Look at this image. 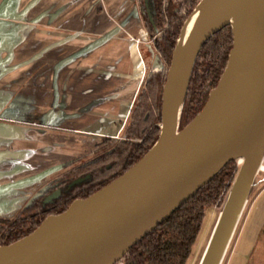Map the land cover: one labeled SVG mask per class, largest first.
<instances>
[{
  "label": "water",
  "instance_id": "1",
  "mask_svg": "<svg viewBox=\"0 0 264 264\" xmlns=\"http://www.w3.org/2000/svg\"><path fill=\"white\" fill-rule=\"evenodd\" d=\"M12 1L3 3L4 14ZM202 1L186 21L174 50L162 96V130L152 150L109 185L45 219L29 236L0 247V264L119 263L230 162L242 159L199 264L222 263L264 162V0H252L238 38L231 23H221L226 0H219L209 24L193 40L187 38V30L192 29ZM225 26H231L234 35L226 70L203 110L180 131L179 112L197 56ZM117 32L98 39L86 51ZM184 65L190 66V73L176 106Z\"/></svg>",
  "mask_w": 264,
  "mask_h": 264
},
{
  "label": "crops",
  "instance_id": "2",
  "mask_svg": "<svg viewBox=\"0 0 264 264\" xmlns=\"http://www.w3.org/2000/svg\"><path fill=\"white\" fill-rule=\"evenodd\" d=\"M5 1L0 0V105L4 112L13 114L18 107L34 104L46 120L33 121L43 125L36 126L41 132L84 135L89 140L121 136L148 69L139 52L136 39L140 37L126 23L137 0H14L4 14ZM139 18L144 30L140 11ZM115 29L119 32L107 42L86 51ZM92 148L67 139L59 152L49 150L48 165L39 162L42 154L37 155L39 173L57 171L60 164ZM263 200L264 176L254 183L248 201L249 212L253 204L262 206L256 214L263 218L259 238L264 202H258Z\"/></svg>",
  "mask_w": 264,
  "mask_h": 264
},
{
  "label": "trees",
  "instance_id": "3",
  "mask_svg": "<svg viewBox=\"0 0 264 264\" xmlns=\"http://www.w3.org/2000/svg\"><path fill=\"white\" fill-rule=\"evenodd\" d=\"M201 0H137L144 32L153 40L156 66L146 72L123 140L98 146L95 152L73 161L72 171L62 175L61 196L43 205L33 202L31 228L3 243L9 246L32 234L48 216L64 213L78 199H87L109 185L152 150L159 139L162 124V96L182 29ZM234 46L231 26H225L203 46L195 61L184 103L179 112L178 130H183L205 107L226 70ZM156 60V61H157ZM113 140V139H112ZM109 141V140H108ZM237 162H230L208 185L181 209L134 246L122 259L123 264H188L202 229L206 211L215 203ZM83 179V181H79ZM235 179V178H234ZM0 224H4L0 221ZM1 229V228H0ZM264 235V228H263Z\"/></svg>",
  "mask_w": 264,
  "mask_h": 264
},
{
  "label": "rangeland",
  "instance_id": "4",
  "mask_svg": "<svg viewBox=\"0 0 264 264\" xmlns=\"http://www.w3.org/2000/svg\"><path fill=\"white\" fill-rule=\"evenodd\" d=\"M139 11V6L135 5L127 14L126 23L129 25L128 29L133 32V34L136 33L137 36L139 35L140 37L136 40H140L139 52L146 62L148 71L149 69H152L153 66H156V63L158 62L156 59L157 53H155L153 40H150V37L144 33L143 28L139 27ZM139 29L141 30L139 31ZM52 102H54V100ZM16 109L17 111L13 112V115L10 117L26 120L27 122L46 121L44 116H42V113L37 114V112L41 111L37 105L25 104L23 107H18ZM73 136L74 135L71 134L64 136L63 133H59L58 131L47 132L44 130L41 132L34 125L16 126L7 123H0V156H2L1 153H3V150L6 148L14 149V151H8V155L0 157V184L1 182H6L3 184L8 188L0 192V208H2V212H8L9 217H14L16 213L19 212L20 208L23 207L24 203L30 198V195L41 189L49 179L60 174V171H53L46 175L45 173H39L41 170L39 169L40 166L37 165V155L42 154L43 157L39 158V162L42 165H48L50 163L48 162L50 161V156L46 155L50 153L49 150L51 152H59L58 148L63 147L65 140L67 139H69V143L71 140H75V142L78 141V143L82 142L85 146L88 144L93 147L92 149H94L97 144H99L98 146L101 145L102 147H108L113 144L111 141L115 140L106 138H92L89 140V138L84 135ZM124 138L125 136L123 133L116 138V140L119 141ZM236 162L237 170L239 172L241 165L239 161ZM233 172L231 178V180H233L227 182L218 199L206 211L204 219L205 223L202 225V229L193 247L188 264L200 263L204 250L211 239L214 227L218 224L217 222L220 214L222 213V210L225 209V204L238 175V172L236 175L235 171ZM262 176H264V172H259L255 183ZM250 199H252V196ZM263 202L264 200L258 203ZM259 206L261 205L259 204L255 206V204H253L249 212V203L247 202L221 264H264V236L262 235L261 238H259V235H261L259 234L261 231L260 223L263 218L261 213L260 215H256Z\"/></svg>",
  "mask_w": 264,
  "mask_h": 264
},
{
  "label": "flooded vegetation",
  "instance_id": "5",
  "mask_svg": "<svg viewBox=\"0 0 264 264\" xmlns=\"http://www.w3.org/2000/svg\"><path fill=\"white\" fill-rule=\"evenodd\" d=\"M11 115H13V114H11V112H9V111L4 112V109H2V106L0 105V123H7V124L16 125V126H18V125H34V126L42 127V126L38 125L37 122H33V121L27 122L26 120H21L19 118L10 117ZM44 127L48 128L49 126H44ZM103 138L116 140V138H109V137H103ZM98 145L99 144H97L94 149L88 151V153L86 152V153H84V154H82L76 158L70 159V160L60 164L57 168V171H60V174L55 176L52 179H49L48 182L45 183L41 189H39L37 192L30 195V198L27 200L26 203H24L23 207L20 208L19 212L16 213V215L14 217H9V213L8 212H2L1 211L2 208H0V221L4 223L2 225L0 224V228H1L0 229V247H5V246H1V245L3 243H6L9 240L13 239L14 237H17L22 232H27L30 230V228H31V214L29 216H26L25 211L28 208H31V204H33V202H36V200L38 202H41L43 205H47V204L51 203L54 199L56 200L57 198H59L62 194L61 185L64 182L62 179V175L64 173H66L67 171H70V170L72 171V168L74 167V166H69V165L73 161L79 160V159L83 158L84 156H86V155L88 156V154L95 152V150H97V148H98ZM10 150L14 151V149H12V148H6L5 150H3L4 152L1 153L2 156H0V157H3L4 155H8V151H10ZM32 158H34V157H32ZM9 166H12V165H9ZM3 168H7V167H3ZM9 168H12V167H9ZM3 171H6V170H3ZM11 171H15V170H11ZM16 171H19V170H16ZM79 181L81 182V181H83V179H80ZM3 183H6V182H3ZM3 183L1 182V184H0V192L8 189L7 186ZM78 200H80V199H78ZM50 216H57V215H50ZM50 216H48V218ZM120 264H123V263L120 262Z\"/></svg>",
  "mask_w": 264,
  "mask_h": 264
},
{
  "label": "bare ground",
  "instance_id": "6",
  "mask_svg": "<svg viewBox=\"0 0 264 264\" xmlns=\"http://www.w3.org/2000/svg\"><path fill=\"white\" fill-rule=\"evenodd\" d=\"M218 4H219V0H203L202 1V3L200 4V7L198 8L196 15L193 17L192 29L187 30V38H191L194 40L196 35L209 24L210 16L213 14ZM251 4H252V0H226L221 5L222 11L224 12L221 23L222 24L231 23L233 25L235 35L237 38L240 36L243 26L245 25V21H246L249 9L251 7ZM189 73H190V66L184 65L183 66V79H182V82L179 83L180 85H178L176 92H175V99H176L175 105L176 106L180 104L183 98L185 86L189 78ZM239 162H240V165H242L243 163L242 159L239 160Z\"/></svg>",
  "mask_w": 264,
  "mask_h": 264
},
{
  "label": "built area",
  "instance_id": "7",
  "mask_svg": "<svg viewBox=\"0 0 264 264\" xmlns=\"http://www.w3.org/2000/svg\"><path fill=\"white\" fill-rule=\"evenodd\" d=\"M137 42L139 43V41H138V40H137ZM259 172H264V162L262 163V165H261V168H260ZM116 264H120V262H119V263H116Z\"/></svg>",
  "mask_w": 264,
  "mask_h": 264
}]
</instances>
